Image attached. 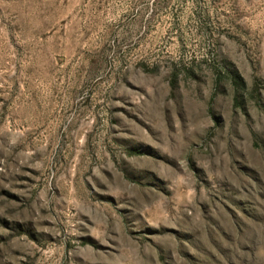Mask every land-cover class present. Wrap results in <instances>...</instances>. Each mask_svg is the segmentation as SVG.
Segmentation results:
<instances>
[{
    "label": "rangeland",
    "instance_id": "374dc122",
    "mask_svg": "<svg viewBox=\"0 0 264 264\" xmlns=\"http://www.w3.org/2000/svg\"><path fill=\"white\" fill-rule=\"evenodd\" d=\"M0 264H264V0H0Z\"/></svg>",
    "mask_w": 264,
    "mask_h": 264
}]
</instances>
